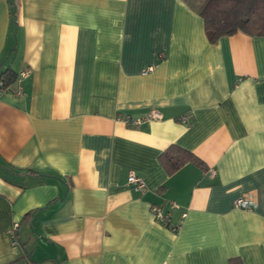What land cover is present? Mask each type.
Returning <instances> with one entry per match:
<instances>
[{
	"label": "crops",
	"instance_id": "0c3cea01",
	"mask_svg": "<svg viewBox=\"0 0 264 264\" xmlns=\"http://www.w3.org/2000/svg\"><path fill=\"white\" fill-rule=\"evenodd\" d=\"M205 2L0 0V264H264V35Z\"/></svg>",
	"mask_w": 264,
	"mask_h": 264
},
{
	"label": "trees",
	"instance_id": "16d2710c",
	"mask_svg": "<svg viewBox=\"0 0 264 264\" xmlns=\"http://www.w3.org/2000/svg\"><path fill=\"white\" fill-rule=\"evenodd\" d=\"M205 33L209 42L238 31L250 35H264V0H206L200 9ZM15 80L14 74L3 72L2 87H9ZM167 173H173L186 162L202 166V162L191 152L171 145L160 155ZM232 264V262H231Z\"/></svg>",
	"mask_w": 264,
	"mask_h": 264
},
{
	"label": "built area",
	"instance_id": "2783aa9c",
	"mask_svg": "<svg viewBox=\"0 0 264 264\" xmlns=\"http://www.w3.org/2000/svg\"><path fill=\"white\" fill-rule=\"evenodd\" d=\"M152 69H153V66H147L146 68L143 69L142 73L149 72ZM26 73H27V71H23V72H21L20 76L25 77ZM2 85H3V82L0 81V92L2 90H6L9 88V87H2ZM13 91H15L17 94L22 93V89L20 86L16 89H13ZM159 118H161V113L156 111V110H151L143 118L139 119V118H131L129 116H126L123 118V121L126 124L137 125L142 120H151V119H159ZM180 120L184 122V121H186V117L182 116L180 118ZM209 173L211 175H214L215 170L213 168H210ZM127 182L131 187H133L135 190H137L139 192H142L145 190V184H144L143 179L139 175H137L136 173H134L132 171L129 172V174H128ZM168 205L170 208L176 207V203L174 201H168ZM234 206L236 208L249 210V209H252L253 207L256 206V201L252 195H250V194L245 195L244 194V195L237 197L234 200ZM150 212L156 220L161 221L164 224L168 223V216L169 215H168V212L165 211L164 205H162V204H151L150 205ZM172 228L175 229L176 226H174Z\"/></svg>",
	"mask_w": 264,
	"mask_h": 264
}]
</instances>
